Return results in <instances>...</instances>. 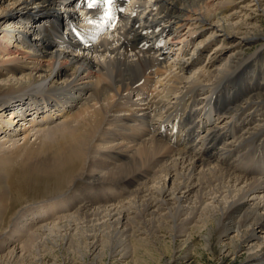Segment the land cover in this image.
<instances>
[{
    "label": "bare ground",
    "instance_id": "1",
    "mask_svg": "<svg viewBox=\"0 0 264 264\" xmlns=\"http://www.w3.org/2000/svg\"><path fill=\"white\" fill-rule=\"evenodd\" d=\"M115 1L0 0V264L165 232L264 264V0ZM12 175L61 188L14 212Z\"/></svg>",
    "mask_w": 264,
    "mask_h": 264
},
{
    "label": "rangeland",
    "instance_id": "2",
    "mask_svg": "<svg viewBox=\"0 0 264 264\" xmlns=\"http://www.w3.org/2000/svg\"><path fill=\"white\" fill-rule=\"evenodd\" d=\"M216 1L218 2L219 0ZM255 26H258L259 29H261V31L264 32V17H263V21L260 23L256 22ZM61 32L62 31H60V33ZM187 36L185 37L187 38ZM261 46H264V43L263 44L252 43L245 48L244 53L246 55H250V54H254V52L257 51L262 52L264 48H262ZM213 48L214 47H212V49ZM262 58L263 60L262 59L261 60L264 65V51L262 53ZM202 64L204 65L205 61H203L201 65ZM165 77L166 76H164V78ZM124 101L127 102L125 99ZM118 104L116 103L115 106L117 107L120 106ZM17 168L19 169L17 165L16 166L14 165V168L12 170L13 174L16 171H18ZM41 180L42 179L40 178L38 179V177H34L31 180L27 179L25 181L24 176L19 177L12 175L11 187H12V199L14 201L11 207V211L14 212L17 210L21 211L20 210L21 208L23 210L27 206H30L31 204L36 203L37 201H40L49 195L50 193L49 187L51 188L53 187L52 183L48 186L47 184H44L43 180L42 181ZM56 186L61 188V182H59ZM56 186L53 187V189L55 188L57 189ZM60 216L61 214H57V213L56 214L53 213V215L52 214L50 215L52 219H55L56 217H60ZM6 227L7 225L3 226V228L5 229ZM164 234L165 236L159 241L160 243L155 242L147 247L134 248V253L124 259H122L119 256L118 257L109 256L108 249L102 250L101 253H104L103 256H99V258H94V255H91L89 252L87 253L86 249H83L82 252H77L74 249L69 250L65 248L64 246L65 243L62 242L61 247L57 244L55 248L46 250L45 253H43L42 255L43 261L42 263L39 262V264H242L243 263L242 260H244L247 255V252L245 251L242 252L243 254L245 253V255H240L241 254L240 252L237 255L238 256L237 259L228 258L227 260L224 261L222 260L221 257H219L217 248L213 247L214 250L212 252L211 251L207 252L202 249V241L200 238V234L198 235L197 232L192 233V235L190 236V240L187 242V244L183 245L181 248L179 247V245L184 240L183 238L179 239V241L181 242H177L176 245L169 239V234H167L166 232ZM82 253H84V255ZM37 261L38 259L34 261L32 260L26 264H38Z\"/></svg>",
    "mask_w": 264,
    "mask_h": 264
},
{
    "label": "snow or ice",
    "instance_id": "3",
    "mask_svg": "<svg viewBox=\"0 0 264 264\" xmlns=\"http://www.w3.org/2000/svg\"><path fill=\"white\" fill-rule=\"evenodd\" d=\"M107 2L111 4L113 0H107ZM94 3H95V0H91V2L89 3V7H92ZM109 19H111V17H109Z\"/></svg>",
    "mask_w": 264,
    "mask_h": 264
}]
</instances>
